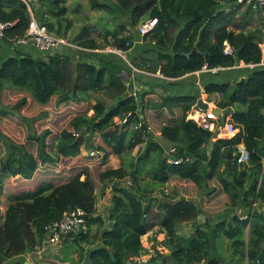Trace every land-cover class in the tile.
<instances>
[{
	"label": "trees",
	"instance_id": "1",
	"mask_svg": "<svg viewBox=\"0 0 264 264\" xmlns=\"http://www.w3.org/2000/svg\"><path fill=\"white\" fill-rule=\"evenodd\" d=\"M38 1L48 10H43L39 17L34 13L36 19L46 24L51 33L66 35L71 27V21L63 27L69 12L67 0ZM90 1L92 9L108 11L114 19H128L127 24L119 26L120 30L107 29L104 33L109 44L125 51L135 42L132 33L122 35L127 25L135 27L147 18H158L130 62L151 73L160 71L168 80L166 85L159 86L165 93L152 85L141 93L140 101L133 94V85L127 84L120 74L126 67L112 60L99 59L95 64L61 53L46 58L16 53L1 64L0 264H25L27 254L34 259L33 264H60L61 257L73 264L81 263L86 259L87 245L90 249L86 264H127L149 253L142 237L154 231L165 234L158 246L172 249L171 258L184 264H243L245 258L249 264H264V209L252 210L247 219L230 214L214 224L198 222L200 212L209 207L215 209L209 204L223 196L227 197L223 208L242 207L246 212L256 205L264 206V67L259 65L264 58V9L247 6L243 10L245 3L239 0ZM32 8L27 0H0V20L12 23L6 31L9 39L5 38L11 44V38L25 34L33 16ZM49 14L55 21H50ZM255 16L256 21L251 23ZM102 36L100 32L91 37L89 30L83 29L74 41L84 48L102 49L104 44L98 41ZM225 40L234 48L233 54L224 52ZM241 61L255 65L247 76L233 83L205 85L208 94L223 95L216 102L226 112L221 121L230 116L239 129L232 137H217L193 118H187L197 96L177 91L180 83L176 79L200 71L205 65L227 68ZM128 72L133 69L128 68ZM133 73L141 82L146 77L154 78L138 71ZM16 92L28 96L9 104V93ZM100 92L111 96V105L107 106L98 96L92 103L93 94ZM54 99L58 106H87L69 120L67 128L53 134L51 149L47 148L44 135L31 136L27 144L7 136L6 128H21L22 121L33 117L25 107L46 106ZM89 110L93 113L89 114ZM150 113L155 119H164L154 130L149 123ZM155 130L160 131L161 139L175 145V153L165 151ZM96 136L100 141L95 150L103 154L100 163L104 165L111 155H118L122 159L120 167L100 169L94 175L87 163L75 162L68 177L60 173L53 179L39 176L41 164L65 172L64 163L80 159L83 147ZM38 139L41 148L37 155L31 148ZM240 144L250 151L247 163L237 162ZM136 147L138 156L125 160ZM170 155L184 160L171 163ZM146 177L150 180L143 184ZM172 178L192 181L207 195V203L198 204L176 187L169 190ZM11 179H19L23 184L17 192L6 194ZM124 180L126 183H121ZM248 180H253L249 188ZM108 183L114 186L107 216L110 227L104 229L105 218L97 212V192L105 191ZM158 187L160 196L156 197L153 194ZM5 194L7 204L3 206L1 198ZM78 207L87 214L88 231L82 237L78 233L67 237L72 242L65 241L66 248L61 249L60 255L41 256L46 226ZM184 221L195 223L189 237L180 234L176 226ZM93 226L98 227L94 233ZM223 236L229 241L231 259L227 263L217 252V239ZM70 248L78 253L77 261L68 256ZM154 248L151 260L166 264L165 254L156 245Z\"/></svg>",
	"mask_w": 264,
	"mask_h": 264
},
{
	"label": "rangeland",
	"instance_id": "2",
	"mask_svg": "<svg viewBox=\"0 0 264 264\" xmlns=\"http://www.w3.org/2000/svg\"><path fill=\"white\" fill-rule=\"evenodd\" d=\"M27 1L33 7L31 9L33 15L35 13L39 17V16H41L43 10H48L47 7H42L40 5L41 3H39L38 0H27ZM66 5L69 7V12L67 14V18L65 20H63V27H65L67 25V23L69 21H71V27L68 29L67 33H69L71 37H75L83 29H88L89 32L91 34L93 33L95 36H97L101 32V34H103V36H102V38L99 39V41L104 44V47L106 49L109 48V50H111L113 48V45H115V44H109L108 41H106L107 37L104 35L105 31L107 29L120 30L119 26L122 23H126V24L128 23L127 18H122V19L116 18V19H114L113 17H111L108 14V11L105 12V11L99 10V9H92L90 0H67ZM245 8H246V6L244 5L243 10ZM49 15H50V18L55 20V18L53 17L52 14H49ZM141 23H142V21L139 24H137L135 27H132L128 24L127 30L122 33V35L128 34L129 32L134 34V36H135L134 45L138 41L136 39L138 37L137 36L138 30H139V26ZM110 41L113 43V40H110ZM137 52L138 51L134 50V47L132 48L131 51L129 50V52L124 51V53L125 54L128 53L127 55H129V56H127V59H121L118 63L120 64L121 62H124V63L130 64L129 63L130 59H132V57L134 59V57L137 56ZM138 62H140L139 59H138ZM116 68H117V65H116ZM128 68L131 69L129 66H128ZM126 76L127 75L124 76V79L126 81H128V78ZM214 77L218 78L219 75H216ZM24 95H27V94L20 93V92H16L15 94L9 93V96H8L9 98L6 101L9 104H15ZM95 96H98L100 98V100L104 101L107 104V106L111 105V103L113 102V99L111 98V96L108 93L100 92L97 95L93 94L92 103H95V101H94ZM208 96H209V100L214 99L213 100L214 102L213 101L211 102L210 107L214 106V104L216 105V102H219L222 99L221 94H220V97H219V94H213V93L208 94ZM217 96L219 97V99H217L218 98ZM227 96L228 95L224 96V98H226ZM138 99L140 101L142 99L140 94L138 95ZM215 99H217V100H215ZM85 106H87V105H85V103L58 106L55 103V99L53 101H51L49 103V105H46V106H41L38 104H34L31 107L27 106L24 109H27L26 110L27 113L32 114L33 117H29L27 120L22 121L23 124H22L21 128L14 127L13 130L6 128L8 134H9L7 136L12 138L17 143L27 144L29 142V140L31 139V136H33V137L34 136H41L42 137L44 135L45 142L47 143V148L51 149V145L54 144L53 134L60 132L64 128H67L69 126V120L74 115H76L78 112L83 110ZM19 112L21 114V111H19ZM92 113H93V110H89V114H92ZM225 113H226L225 110H223V115H225ZM196 117H197V114H195V113L187 115V118H196ZM116 120L118 122H120V119L117 118ZM230 121H231V119H230ZM163 122H164V119H155L153 116V113L149 114V123H150L152 130H154L157 127V125H159L160 123H163ZM232 123L235 125L234 122H232ZM155 132H156L155 135H156L157 139L162 144H164L165 151H167L169 149V147H170L169 145L171 143L165 141L164 139H161V137H159V135H157V133H158L157 130H155ZM215 136H217V135L215 134ZM217 137H220V136H217ZM0 138L2 139L3 137L0 136ZM99 141H100V138L98 136H96L95 140H91L90 142L87 143L86 146L83 147L82 157L80 159H75L72 163H70V161L65 162L63 165V168H66L65 172H60L61 168H59V167L57 168V171H56L55 168L47 167L46 165L43 166L41 164L40 170H39V176L42 178L43 177L49 178V177L53 176V177H51L53 179V178H55L56 175H59V173H60L62 176H64L66 174L65 176L68 177L69 168H71L72 164H75V162L77 164L87 163L89 165V168H91L93 170V174L97 175L98 170L106 168L107 166L105 167V165L109 162V159H107V161L104 165H102L100 163L102 158H103L102 157L103 154H102V152L99 153L98 151L95 150L96 144H98ZM40 148H41V142L38 139L35 141V144L33 145V147L31 149L35 153H37V155H38ZM92 151L94 152V154L92 153ZM136 152H138V151H136V149H134L130 156L126 155L125 160H129L133 156L137 157L139 153L136 154ZM121 162H122V159H121ZM115 163H116V165L117 164L122 165V163L120 164V162H118L117 160L115 161ZM68 166H70V167H68ZM252 181L253 180H251V181L248 180L246 187L249 188ZM121 183L125 184L126 180L122 181ZM22 184H23V182L20 181L19 179H11V181L7 182L6 189H5L6 194H9V193L15 192V191L17 192L21 188ZM107 186L113 187L114 184L108 183ZM167 187H169V190L172 187H176L177 190L182 192L181 194H184L185 196L192 197L198 204L207 203V201H205V199H204L205 196H207V195L204 194L201 190H199V188L192 181L181 180L179 178H177V179L172 178V180L168 183ZM157 190L159 191L158 188L155 191H157ZM6 194H5V196H2V198H1V204L3 206L5 204H7ZM225 198H227V197L223 196V198L220 199L219 201H216L214 203L209 204V205L216 206L215 209L211 210V207H209L208 209H205L204 211L207 210L206 212H208V213H210V212L215 213L214 217L219 216V218H223V219L228 217L230 214H235V213H233V212H235L234 210L232 211L228 208H223L224 202L226 200ZM202 199H204V201H202ZM0 207H2V206H0ZM262 209H264V206H262ZM209 210H211V211H209ZM243 211L244 210L241 209L238 214L244 213ZM219 214H221V215H219ZM212 221L213 220H211V222ZM217 221H218V219H217ZM213 222H216V220ZM1 223H2V220H0V224ZM95 228L97 229L98 227L94 226V229H92V233L95 232ZM247 232H249V228L247 229ZM160 235L161 234L158 233L156 238L154 239L155 245H158V242L161 241L158 239V237ZM65 241L66 242H72V238H66L65 240H63V242L59 246H55V248H51L52 246H50L49 244H47L44 241L43 245L40 247V250H39L40 253L39 254L41 256H43L44 254L48 255V256H51V255L57 256V254L60 255L62 245L65 243ZM150 241H152V239H150ZM228 244H229V241L224 236L217 239L218 256L220 258H222L225 263L229 262L231 259L230 251L228 249ZM159 247H160V251L164 253L165 252V249H164L165 246H159ZM149 264H157V260L154 261L153 263H149Z\"/></svg>",
	"mask_w": 264,
	"mask_h": 264
},
{
	"label": "crops",
	"instance_id": "3",
	"mask_svg": "<svg viewBox=\"0 0 264 264\" xmlns=\"http://www.w3.org/2000/svg\"><path fill=\"white\" fill-rule=\"evenodd\" d=\"M245 6L247 7L248 5L245 4ZM47 17L50 18V15H48ZM50 21H55V20L50 18ZM250 21H251V23H254L256 21V16L253 19H251ZM251 23L249 22L250 25L248 27H251ZM55 35H57V34H55ZM64 37L68 38L73 45L72 46H65L62 49L55 51L54 53H61L64 55H70V56L74 57L76 60H88L89 62H93L95 64H98L99 59H102L104 61L112 60L113 62H116V63H118L121 59H123L121 55H119L118 53H115V52H111L109 50V48L108 49H106L105 47L102 49L84 48V47L80 46L77 42H75L74 41L75 37H71L69 33L64 35ZM91 37H95V35L92 33ZM138 39L139 38L137 37L136 40H138ZM98 41H99V39H98ZM137 42L134 45V50H136V51H137V49H139V50L141 49L143 39L140 42H139V40ZM113 47H116V45H113ZM262 47H263V51H264V45L263 44H262ZM126 52H129V50ZM16 53H26V54H30L34 57H45V58L47 57V54L39 51L35 47L33 42H30L28 44H11V42L6 40L5 38H0V66L7 58H9L13 55H16ZM127 54H126V56H129ZM121 64H123L126 68H123V70H122V72H120V74L122 75L123 78L125 75H127L126 77L128 78V82H130V84L133 85L132 91H135L137 93V95H139V94L141 95V93L144 90H149L152 85H155L157 90L160 93H165V90L159 86L161 84L166 85L168 83V80H166L163 77L156 74L157 72H160V71H157L156 73H153V74L144 73L146 75L153 76L154 78H147L146 77L145 78L146 81L141 82L135 78V76L137 74L133 73L134 71L132 73L128 72V68L126 66L127 63L121 62ZM252 67H254V66L253 65H245L244 62L241 61L237 65L227 67V68L224 67L223 69L219 70L216 73H212V72H209L207 70L202 69L200 71L189 73V74H186L185 76L177 78L176 81H178L180 83L179 86L177 87V91H182V93L197 96L196 103L192 106L191 112L189 111L188 114H193L192 110H193L194 106L197 104V100L200 96H202L204 101L209 103V106L211 105V102L214 99L209 100V96H208V93L206 92V88H205V85L207 83H209V82H219V83L231 82V83H233L235 81H238L242 77L247 76L251 71L249 69H251ZM216 75H219V77L215 78L214 76H216ZM158 78H160L162 80L158 81L157 80ZM213 94H219V97H220V93H213ZM219 97L217 99H219ZM222 97H223V95H222ZM217 99H215V100H217ZM214 106H217V105L214 104ZM233 109H236V107H234ZM222 111H223V109H222ZM157 135H159V137H160V131H158ZM221 136L222 135H220V137ZM222 137H228V136L225 135ZM169 146H170L169 149L172 147H175L174 144H170ZM135 149H136V151L139 150L137 147ZM169 149L166 152H168ZM211 149H212V143H209L208 144V150L211 151ZM137 153H139V152H136V154ZM116 160L118 162H120V164L122 163L120 156L111 155L109 158V162L105 165V167L106 166H107L106 168H118V167H120L121 165H119V164L116 165V163H115ZM106 168H104V169H106ZM149 180H150V178L146 177L143 184ZM112 188L113 187L107 186L105 191L101 192L98 190V192H97L98 193L97 212L99 215H102L105 218L104 229H107L110 227V221L107 220V216H108V210L111 206V197L113 195V189ZM158 189H159V187H158ZM153 195L156 197L160 196V192L157 190L154 192ZM228 209H230L232 211L234 210L235 212H233V213H235V214H238L241 209L244 210V208H242V207L228 208ZM255 209L256 210H258V209L263 210L262 206H259V205H256V208H254V210ZM202 213L205 215L206 218L210 217V218H212L213 221L216 220V222H217V219H218V221L223 219V218H219V216L214 217L215 213H211V212L208 213L206 211H203ZM219 215H221V214H219ZM213 221L211 222L208 220L207 222H202V224H208V223L214 224V223H216ZM176 226L178 228L179 233L184 235L185 237H189L193 233V231L195 230L194 221L179 222V223H177ZM92 229H94V226L92 227ZM96 231L97 230L95 228V232ZM159 234H161V235L158 237V239L162 241L165 238V234H163V233H159ZM156 236H157V234L155 233V231L149 232L148 234L143 236L142 237L143 245L146 248H148L149 253L144 254L140 257H137L136 259L128 262L127 264H149V263H153L154 260H151V258L155 255V252H156L155 248H154V245H155L154 239L156 238ZM100 239L101 238H99V242H101ZM150 239H152V241H150ZM248 239H249V232H246V240L248 241ZM156 246L160 249V247L158 245H156ZM86 247H87V253H86L85 261H83L81 263H76V264H86V260L88 257V252H89L90 246L87 245ZM51 248H55V246H52ZM65 248H66V244L64 243L62 245V249L64 250ZM164 249H165V252L167 250H169L166 247H164ZM74 251H75L74 248H70L68 256L70 258L75 259V261H77L78 253L77 252L74 253ZM60 259H61L60 264H73L72 261H70V260L64 261L63 257H61ZM26 261L29 262L30 264L34 263V259L31 257L30 254L26 255ZM199 264H202V263H199ZM243 264H249V260L247 258H245L243 260Z\"/></svg>",
	"mask_w": 264,
	"mask_h": 264
},
{
	"label": "built area",
	"instance_id": "4",
	"mask_svg": "<svg viewBox=\"0 0 264 264\" xmlns=\"http://www.w3.org/2000/svg\"><path fill=\"white\" fill-rule=\"evenodd\" d=\"M239 2H243L248 6H251L253 9H264V0H239ZM158 23V18H147L139 26L138 30V40L139 42L142 38L151 30L155 28ZM12 25L11 22H4L0 20V38H8L7 37V29ZM9 39V38H8ZM13 44H28L33 42L35 47L47 55L54 54L55 51L62 49L65 46H72L73 44L70 40L64 36H57L51 33L48 29V26L44 23L39 22L36 17L33 15L32 19L29 22L28 28L25 34L22 37L17 39L11 38L10 39ZM129 43H127L128 45ZM134 47L133 45L129 48L131 50ZM111 52L118 53L122 56L123 59H127L126 54L124 53L125 50L116 47H113ZM128 51V50H127ZM224 52L227 54H233L234 48L230 45L228 40L224 41ZM129 66L133 69V71H138L146 74H153L147 70L140 69L129 62ZM128 64V63H127ZM245 64V63H244ZM247 65V64H245ZM253 65L254 64H248ZM260 66L264 67V58L262 62L259 64ZM224 67L218 66L214 68H209L207 65L204 66V70H207L212 73H216L219 70L223 69ZM157 75L164 77L163 74L160 72L156 73ZM128 84V81L126 82ZM133 94L137 96V93L134 91ZM222 110V109H221ZM193 113L197 114L196 118H193L201 127L211 131L212 133L216 134L217 136L220 135H227L228 137L234 136L239 129L230 121V116L224 118L223 111L221 117H218L215 111L209 107L207 109H203L202 107L198 106L197 104L193 108ZM221 121L218 123V121ZM125 121V120H124ZM141 126V123L138 124ZM176 148L172 147L169 150V154L175 153ZM94 154V152L92 151ZM183 157H174L170 155L169 161L171 163H181L183 162ZM186 160H189L186 158ZM250 160V151L243 145H238V155H237V162L239 164L247 163ZM129 183V181H128ZM254 210L251 209L250 211H243L244 213L240 214L242 219H247L249 217V213ZM87 232L88 231V223H87V214L85 210L82 208H74L72 210L66 211L62 218L56 220L49 225L46 226V238L45 242L50 246H58L60 245L63 240L73 234H77L78 232Z\"/></svg>",
	"mask_w": 264,
	"mask_h": 264
},
{
	"label": "water",
	"instance_id": "5",
	"mask_svg": "<svg viewBox=\"0 0 264 264\" xmlns=\"http://www.w3.org/2000/svg\"><path fill=\"white\" fill-rule=\"evenodd\" d=\"M110 40H112V38H110ZM117 47H118V46H117ZM118 48H119V47H118ZM197 105L200 106V107H202L203 109H207V108L210 107V106H209V103L206 102V101H204V99L202 98V96H200V97L198 98V100H197ZM211 108L215 111V113H216V115H217L218 117H221L222 110H221L220 107L212 106ZM231 156H233V155L231 154ZM208 220L211 221L212 218H210V217H207V218H206L205 215H204L202 212H200L199 217H198V222H199V223H202V222H207ZM83 234H84V232H82V231L78 232V235H80L81 237L83 236ZM172 254H173V250H172V249L167 250V251L165 252V256H164V258H163V262L168 263V259H169V264H184V263H182V262H178V261H176L175 259L171 258V255H172ZM25 264H30V263L27 262V261H25Z\"/></svg>",
	"mask_w": 264,
	"mask_h": 264
}]
</instances>
